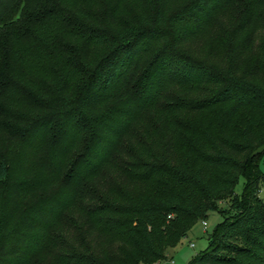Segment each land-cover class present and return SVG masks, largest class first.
Instances as JSON below:
<instances>
[{
  "label": "trees",
  "instance_id": "trees-1",
  "mask_svg": "<svg viewBox=\"0 0 264 264\" xmlns=\"http://www.w3.org/2000/svg\"><path fill=\"white\" fill-rule=\"evenodd\" d=\"M58 1L31 13V0H0V264H32L54 232L71 243L56 264H161L229 197V216L189 264H264V48L255 12L244 11L224 53L203 34L232 0H190L176 11L173 0H157L153 22L111 40L88 8ZM121 9L118 0L110 25ZM159 32L172 42L139 84L125 86L141 43ZM70 35L79 36L74 48ZM110 42H121L117 54L98 59ZM181 44L205 61L185 57L191 65L173 76ZM169 83L189 100L175 109L186 117L149 120ZM224 105L218 122L203 117ZM130 134L138 138L129 146Z\"/></svg>",
  "mask_w": 264,
  "mask_h": 264
},
{
  "label": "rangeland",
  "instance_id": "rangeland-1",
  "mask_svg": "<svg viewBox=\"0 0 264 264\" xmlns=\"http://www.w3.org/2000/svg\"><path fill=\"white\" fill-rule=\"evenodd\" d=\"M49 1L50 0H31L29 4V6H31V13L36 12L35 10L38 8L36 6H39L43 11L46 12H48L47 10L52 7L55 8V6L53 5H56V3H50ZM76 1L78 2L77 9H83L86 7L90 10V15H92V18L95 22V29H103L105 27L109 28L111 32V38H109V40H111L113 36L121 37L124 33L127 34V30L130 28L142 27L146 25L145 23L148 24V21L153 22L157 0H122V9L118 14L119 21L117 24L114 25H110V9L118 0ZM189 1L190 0H173L169 3V7L171 11H176L180 7H183L185 4H187ZM58 2H60V5H65V3L67 5H70L73 3L70 0H59ZM67 5H65V7ZM250 8L253 10V12H255V27L261 33L262 47L264 48V0H232L227 10L223 12L221 17H218L215 20L214 24L208 27V29L204 32V42H206L207 44V42L214 43L212 41H222L219 45L223 47L221 48L223 49L222 51L225 53L227 48V40L232 37L233 32L235 33L237 31L238 24L242 21L241 17L244 11ZM85 24L88 25V23ZM61 27H59L58 30L59 34L65 31L64 29H66L67 31V29L70 28L69 25H63ZM67 38V44H71L73 48L74 45L78 44L80 41L78 39L79 36L75 35H70ZM145 40L144 43H141V46L143 47V52L139 54V58L135 59L136 64L133 65V67L131 68L129 78L125 83V86L139 84L142 77L141 75H143L145 71L149 70L151 66L155 64L156 59L168 47L167 43L172 42V37L171 40L167 41L166 38L163 37L162 32H159L157 37L153 34H149L147 38H145ZM119 43L121 42H110L108 47L103 48L102 50H97L96 56H98V59H100L102 57L107 56L109 53H115L114 55H116L117 51L119 50ZM180 54H183L184 56L180 58ZM173 56L176 57L174 62L175 64L172 68V70H174L173 76L175 74H178L179 70L177 69L184 70V66H186L188 62L190 64H188L187 67L191 65V61H188L187 59H185V57L193 61L195 59L199 61H205V57L201 54V51L198 50V52H196L195 48L191 47L189 44L177 45L176 52L172 55V57ZM185 61L187 64L185 63ZM183 95L184 93L179 91L174 83H169L168 85H166L163 90V95L161 96L157 104L149 108V120L154 121V119L156 118H158L159 120L160 117L162 118L166 114L171 115L173 118L176 119L179 117H186L187 113L183 110H175L179 105L183 106L184 102L189 101L186 100L185 95ZM25 106V103H21L20 105H18L19 108H23ZM226 107V105H224L223 107H217L214 112L209 111V114L203 115V117L206 120L218 122V119L223 114L222 109H226ZM197 117L198 116H196V118ZM142 127V125L138 124V131H140ZM128 137L130 138L128 141L129 146L131 144L130 141H137L138 138V136L135 134H130ZM82 149L83 142H77V144L72 149L71 154L78 155L82 151ZM111 169L112 167L109 168V170ZM260 169L262 172H264V155L260 162ZM245 188L246 180L243 176H240L235 188V194L243 196ZM260 195L264 199V188L262 189ZM230 202L231 197L223 199L222 202L218 203L217 208L209 213L205 221L203 220L207 223L206 230L203 221H200L195 224L191 229L189 236L187 238H184L176 248L171 249L168 259L162 262L161 264H189L191 260L199 256L202 252L207 251L210 246V235H212L218 228V226L223 222L224 215L229 216ZM65 224L66 222L63 224L62 228H64ZM66 229L69 230L68 226L66 227ZM192 244H194L195 246L193 247ZM70 245L71 243L70 241H68L65 234H55L54 232L51 234L49 246L47 248H44V250L33 260L32 264H56V261L59 258H65L69 256L68 252L70 251ZM69 259H71V257L68 258V260Z\"/></svg>",
  "mask_w": 264,
  "mask_h": 264
},
{
  "label": "built area",
  "instance_id": "built-area-1",
  "mask_svg": "<svg viewBox=\"0 0 264 264\" xmlns=\"http://www.w3.org/2000/svg\"><path fill=\"white\" fill-rule=\"evenodd\" d=\"M204 226H205V230H206V228H207V223L206 222H204ZM192 246L194 247L195 245L192 244Z\"/></svg>",
  "mask_w": 264,
  "mask_h": 264
}]
</instances>
